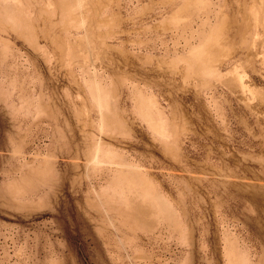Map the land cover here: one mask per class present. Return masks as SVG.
Segmentation results:
<instances>
[{
    "label": "rangeland",
    "instance_id": "obj_1",
    "mask_svg": "<svg viewBox=\"0 0 264 264\" xmlns=\"http://www.w3.org/2000/svg\"><path fill=\"white\" fill-rule=\"evenodd\" d=\"M0 264H264V0H0Z\"/></svg>",
    "mask_w": 264,
    "mask_h": 264
},
{
    "label": "crops",
    "instance_id": "obj_2",
    "mask_svg": "<svg viewBox=\"0 0 264 264\" xmlns=\"http://www.w3.org/2000/svg\"><path fill=\"white\" fill-rule=\"evenodd\" d=\"M78 115L77 116V122L79 124H81V118H80V113L78 112ZM120 117V116H119ZM122 119V118H121ZM112 123L115 125V127L112 126ZM155 123V122H154ZM120 127L122 128V124H121V121L118 120V118H116L115 116H108L107 120H106V125H105V128L109 129L110 132H119L120 131ZM150 128V127H149ZM152 132H153V136H154V140L156 141V144L158 145V155H150V159H148L147 163L149 165H151V167L149 168V170L145 169L146 172H150V174L147 173V176L148 178L152 177V174L151 172H155V171H158V168L159 167H155L154 165H157L159 164V162H163V160L161 159L160 156H162L164 159H167V157L165 158V156H163V153L161 150V145L163 144L164 145V150L167 148V150L171 149L170 145L176 149V146H177V142H178V139L177 137H175V133L174 130L171 129L170 125H168L167 122L165 123H161V126H159L158 128L155 127L152 128ZM87 138V136L85 137ZM113 139H117L115 137H111L110 140L113 141ZM180 139V138H179ZM113 143V142H112ZM169 143V145H168ZM103 144V143H102ZM114 145V144H113ZM93 144L91 143V140L89 139V142L87 143L86 142V149L84 150V152L81 151L80 153V150L74 152V155H72V160L77 162L78 164H76V166L80 167V168H84V167H88V168H91V169H95L97 167H102L103 165H109L110 166V169H113L117 175H116V178H119V179H125L126 181H128V183H130L131 186H133L136 182L139 184V180L140 178L138 179L137 176L135 175L134 176V172H138L139 169H141V166H139L138 163L139 160L136 159V158H130L128 155H126L124 152H121L118 148V146H115L114 147V150L112 151H103L101 149V145L98 147L97 151H92V147ZM178 146H177V149L174 151L175 152V155H174V160L176 162V158H178ZM165 154V153H164ZM103 159H107V162L106 161H103ZM87 165V166H85ZM84 166V167H83ZM130 173H131V176H130ZM139 173V172H138ZM133 174V176H132ZM145 178V177H144ZM148 178H145V186H148V187H154L151 180H149ZM136 181V182H135ZM137 186V185H136ZM142 186V184H141ZM144 186V185H143ZM142 186V187H143ZM148 193V192H147ZM143 193V197L145 199H148L149 200V203L151 204H157V203H160L161 201L153 198L152 196L153 195H150L149 193ZM159 198V197H158ZM103 205L106 204V206H108L107 204V201L105 199V203L102 202ZM123 203H126V204H129L128 201H125ZM151 205H149L147 208L149 209ZM109 209H111L109 207Z\"/></svg>",
    "mask_w": 264,
    "mask_h": 264
}]
</instances>
